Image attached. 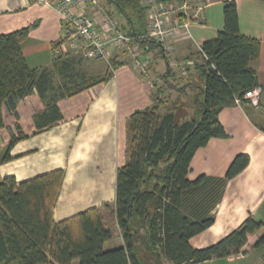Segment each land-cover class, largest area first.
Segmentation results:
<instances>
[{"label": "trees", "instance_id": "obj_1", "mask_svg": "<svg viewBox=\"0 0 264 264\" xmlns=\"http://www.w3.org/2000/svg\"><path fill=\"white\" fill-rule=\"evenodd\" d=\"M143 1L99 0V3L112 8L108 14L113 17L114 12L123 21L119 25L122 32L134 38L146 35L148 5ZM255 1L264 3V0ZM223 19V30L201 46L207 60L195 68L202 85L186 82L179 86L176 69L167 62L166 72L154 78V105L129 117V161L116 171L115 201L111 208L123 246L104 249L111 232L97 207L54 221L63 170L21 182L8 176L0 182V264H73L75 261L162 264V258L169 264H199L244 253L249 238L261 230L253 248L264 245V222L253 217H248L214 245L194 249L189 244L191 237L212 225L214 217L210 212L220 200L226 183L249 162L247 155H237L222 178L199 176L194 181L187 178L196 150L212 138L226 137L218 112L235 105L236 100L242 105L250 104L244 95L258 86L250 63L259 57L260 43L239 32L234 0L224 3ZM30 28L0 34V129L4 126L3 108L13 111L16 102L33 91L44 104V109L33 117L36 129L55 125L62 119L56 104L59 98L107 81L112 70L120 65L115 57L112 70L108 65L103 77L81 82L76 81L80 76L75 72L77 63L69 54L55 55L50 68L30 69L21 47ZM136 41L144 55L150 44L160 48L151 38ZM190 86L195 88L194 110L181 106ZM173 91L180 98L171 105L158 97L165 92L169 96ZM15 140L8 146L2 162L9 160V148ZM103 208L110 209L108 204Z\"/></svg>", "mask_w": 264, "mask_h": 264}, {"label": "crops", "instance_id": "obj_2", "mask_svg": "<svg viewBox=\"0 0 264 264\" xmlns=\"http://www.w3.org/2000/svg\"><path fill=\"white\" fill-rule=\"evenodd\" d=\"M227 1L230 0H190V9L176 20L188 19V33L180 29L169 36V51L162 46L159 49L149 47L148 54H143L146 63L150 60L148 55L154 57L156 75L149 69L144 75L122 54L117 59L120 65L111 69L112 75L107 81L57 100L62 119L51 127L40 131L35 127L33 117L44 109L35 91L18 100L13 111L4 107V126L0 129V182L8 176H14L17 182H21L63 170L62 189L53 210L54 221L97 207L105 227L111 232V239L105 243L104 249L123 246L111 208L115 201L116 171L129 161V117L137 110L154 105V78L166 72L167 62L171 67V61L185 60V70L182 73L176 71L178 82L202 85L195 66L204 64L206 60L199 47L223 30V5ZM234 2L239 32L260 43V55L250 63L256 72L259 107L235 104L222 108L218 112V120L226 137L210 139L192 156L187 174L190 181L199 176L222 178L237 155L249 157L248 165L226 183L220 200L211 210L214 217L212 225L189 239L194 249L216 244L248 217L264 222V3L255 0ZM143 3L148 4V0ZM86 7L89 8L88 5ZM104 8L113 11L112 8ZM26 26L31 28L21 47L27 66L30 69L50 68L64 33L61 17L33 0H0V34ZM116 54L114 52L113 55ZM69 55L76 63L81 59L85 62L77 82L105 75L91 73L97 70L93 65L95 60L79 54ZM188 89L195 91L191 86L186 91ZM172 98L177 100L180 97L173 93ZM13 139L16 140L9 148V160L2 162ZM104 204L110 206L107 214L102 207ZM109 215L113 221L108 225ZM262 232L249 238L244 253L228 258L247 260L248 264H263L264 258L258 251L264 245L252 247ZM218 260L199 264H213ZM161 262L169 264L163 258Z\"/></svg>", "mask_w": 264, "mask_h": 264}, {"label": "built area", "instance_id": "obj_3", "mask_svg": "<svg viewBox=\"0 0 264 264\" xmlns=\"http://www.w3.org/2000/svg\"><path fill=\"white\" fill-rule=\"evenodd\" d=\"M33 2L52 9L64 23V33L58 50L56 49V55L79 54L86 59L109 62L111 52L121 50L126 53L133 67L141 71L146 69V64L139 59L138 49H131L133 38L126 36L119 29L118 22L108 14L98 0H33ZM146 5L150 7L147 36L162 45L165 51H169L167 43L169 36L180 29L188 33V19L181 22L176 20L190 9V0H180L177 3L148 0ZM199 51L207 60L201 47ZM171 65L177 72L182 73L187 62L171 61ZM244 99L249 100L254 108H258L259 89L247 91ZM236 104L240 105V101L236 100Z\"/></svg>", "mask_w": 264, "mask_h": 264}, {"label": "rangeland", "instance_id": "obj_4", "mask_svg": "<svg viewBox=\"0 0 264 264\" xmlns=\"http://www.w3.org/2000/svg\"><path fill=\"white\" fill-rule=\"evenodd\" d=\"M113 18L118 22V24L119 25H121V24H123V21H121V19L113 12ZM143 37H146V38H150V37H148L147 36V30H146V35L145 36H139V37H134L133 38V40H131L132 42H131V49L132 48H137L138 50V52L140 53V56H139V59H140V61L141 62H144L145 64H146V66H148V64H149V66H148V69L149 70H151L150 72H154L155 73V75H156V73H157V70H156V67H155V63H154V60H153V58L151 57V55H148L149 57H150V60H148L149 62L148 63H146L147 62V60L146 59H144L143 57H144V55H143V53H141V49H140V44L139 43H137V38H139V39H143ZM131 38V37H130ZM149 47H154L152 44H150L149 45ZM148 47V48H149ZM151 50V49H150ZM114 52L115 53H118V54H116V55H113L114 54ZM111 57H110V59H109V62H104V60H95V61H93V65L95 66V67H97V70H92L91 71V73H93V74H103V73H105L106 72V68L108 67V65H109V69H112L113 68V63H112V59L113 58H115V57H117V59L120 57V56H122V54L127 58V60H129V58L125 55L126 53H124V51H121V50H114V51H112L111 52ZM148 53H145V56L147 55ZM156 56V55H155ZM152 58V59H151ZM84 64H85V62L81 59V61H79L78 63H77V66H75V72H76V74H78V75H80V73H81V71H84ZM148 69L146 68L144 71H143V73H144V75L145 74H147V71H148ZM77 79L79 80V77H77ZM173 83H175V82H173ZM172 83V84H173ZM181 84H183V83H179V86L181 85ZM176 85H178V83H176ZM156 90L154 89V92H155ZM173 93H177V91H173L172 93H170V95L168 96V92H166L165 94H162V97H161V95L160 94H158V97H160V99H164V100H166L167 101V105H171L173 102H175V100H176V98H172V95H173ZM154 94V93H153ZM177 95H178V93H177ZM193 95H195V91H192V90H187L186 91V95H184L183 97H182V99H181V101L183 102H181V106H182V108H186V107H188V108H192L193 110H194V104L192 103V97H194ZM175 97V96H174ZM255 109H257V108H255ZM162 111L163 110H160V112L162 113ZM60 196V195H59ZM103 207V206H102ZM110 207V206H109ZM104 210V212H106V214H107V212H108V209H103ZM111 221H113V220H111L110 219V215L108 216V220H107V224L109 225L110 223H111ZM253 247V246H252ZM258 253H260V255H262V257L264 258V248H262L261 250H259L258 251ZM225 260H222V258L221 259H219L217 262H215V263H213V264H248V262H247V260H246V262L245 261H242V260H240V261H237V260H234L233 258H228V257H226V258H224ZM73 264H78V262L77 261H75V262H73ZM263 264H264V261H263Z\"/></svg>", "mask_w": 264, "mask_h": 264}, {"label": "bare ground", "instance_id": "obj_5", "mask_svg": "<svg viewBox=\"0 0 264 264\" xmlns=\"http://www.w3.org/2000/svg\"><path fill=\"white\" fill-rule=\"evenodd\" d=\"M149 10H150V7L147 9V23H148V14H149ZM119 29H120V26H119ZM121 30V29H120ZM146 30H147V24H146ZM122 31V30H121ZM160 45V44H159ZM162 46V45H160ZM163 47V46H162ZM257 89V88H255Z\"/></svg>", "mask_w": 264, "mask_h": 264}]
</instances>
